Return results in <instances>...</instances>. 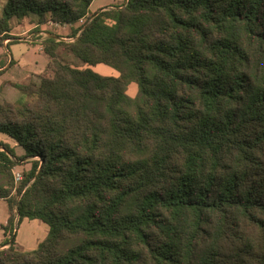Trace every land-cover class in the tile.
Here are the masks:
<instances>
[{"label": "trees", "instance_id": "obj_1", "mask_svg": "<svg viewBox=\"0 0 264 264\" xmlns=\"http://www.w3.org/2000/svg\"><path fill=\"white\" fill-rule=\"evenodd\" d=\"M91 1L4 0L0 46L28 14L73 40L46 37L14 84L31 100L0 101L23 150L0 141V264H264V0ZM23 218L48 226L32 250Z\"/></svg>", "mask_w": 264, "mask_h": 264}, {"label": "rangeland", "instance_id": "obj_2", "mask_svg": "<svg viewBox=\"0 0 264 264\" xmlns=\"http://www.w3.org/2000/svg\"><path fill=\"white\" fill-rule=\"evenodd\" d=\"M3 4H4V0H0V15H1ZM29 19H30V22H29ZM19 23L22 24L23 26H25L26 23L31 24V25L37 24L36 17L32 14H28L27 16H25L24 18H21L20 20L13 18L11 20V30L14 34L13 35L11 34V36L18 37L19 40L16 42H11L8 45L7 49L0 51V57L3 58V64L8 63L7 59L10 58V56H12L14 59V62L20 60L21 64L24 65L25 69L27 70V72L22 74V73L16 72L11 66L9 69L6 70L5 74L0 78L1 80L5 82V84H7V86H2V89L0 88V100H6V101L13 102V103H21V102L30 101L31 97L22 93L17 88L10 86L9 84L10 81L24 83L29 80H33L36 73L44 68L47 62V58H48L44 51H40L38 49L41 42L39 41L30 42L26 39L25 34L19 35V32L21 31L20 30L21 28H19L18 26ZM31 31L33 33L39 31V26H33L31 28ZM59 52L61 53V56L63 57L65 61L71 64H74V65H77V66L82 65L80 60H78L73 55L65 51H62V48H59ZM90 67L94 71L102 75H111V76L117 75V71L114 68L108 65L102 64V63H98ZM32 73H35V74H32ZM37 80H38V77H35L34 81H37ZM136 91H137L136 84L133 82L130 83L127 88V93L131 96H134L136 94ZM4 137H6L8 140H5ZM0 140L2 142L9 144L11 147H14L12 145V143H14V140L10 138L9 136H7L6 134L1 133V132H0ZM26 160H29V159H24L23 161L19 162L20 163L19 166H15L13 170L14 174L19 173L22 177V171L29 169L30 163L24 162ZM23 234H24V224H22L21 226L20 238L23 237Z\"/></svg>", "mask_w": 264, "mask_h": 264}, {"label": "crops", "instance_id": "obj_3", "mask_svg": "<svg viewBox=\"0 0 264 264\" xmlns=\"http://www.w3.org/2000/svg\"><path fill=\"white\" fill-rule=\"evenodd\" d=\"M125 1L126 0H92L90 5H89V12L90 13H96V12L100 11L101 9L114 8L117 6H122L125 3ZM29 22H30V19H29ZM20 25H22V24H20V23L18 24L19 28H21L19 35H21V34L24 35L26 32L33 33L31 31V28L33 26H39V29L40 28L43 29L42 26L44 25V23L38 24V25L37 24L31 25V24H27V23L25 26H23V25L20 26ZM46 29H47V33H46L45 37H40L43 40L50 35L58 36L59 34H63V35H67V36H63V37H70L71 36V29H70L69 25H67L63 28H50L49 27ZM9 33L12 35L14 34L12 32V30ZM10 39H12V38H9V39L7 38V39L3 40V45L0 46V51L7 49L8 45L11 43V42H8ZM64 40H66V39H64ZM66 41H69V40H66ZM42 45L43 44L41 43L39 48H38L40 51H44V49H40V47ZM7 61H8V63L3 64V58L0 57V78L5 74L6 70L9 69L11 66L16 72H19L22 74L27 72L24 65L21 64L20 60L14 62L13 57L10 56V58H8ZM47 61H48V58H47ZM43 69L36 73V75L34 76V79L43 71ZM32 74H35V73H32ZM15 83H19V82L10 81L9 84H10V86L16 88L14 86ZM24 83H26V82H24ZM2 86H7V84H5V82L0 79V88L1 89H2ZM0 101H6V100H0ZM7 102H10V101H7ZM4 139L8 140L6 137H4ZM12 145L14 146L13 148L15 149L16 154L21 155L23 153V150L19 146L16 145L15 141H14V143H12ZM17 166H19V165H17ZM7 218H8L7 203L4 199H0V242L4 239L3 229L1 227V225L6 223ZM22 224H24V234H23V237L20 238V231H21ZM47 232H48V226L43 221H41L37 218H34V219L23 218L20 221V223L14 229L15 244L23 250H32L38 245V243L40 241H42L45 238V236L47 235Z\"/></svg>", "mask_w": 264, "mask_h": 264}, {"label": "built area", "instance_id": "obj_4", "mask_svg": "<svg viewBox=\"0 0 264 264\" xmlns=\"http://www.w3.org/2000/svg\"><path fill=\"white\" fill-rule=\"evenodd\" d=\"M89 21V19H87L86 16L80 18L79 20V23L81 24H84V23H87ZM68 24L66 23H60V22H55V21H48L45 23V25L43 26V29H39V31H37L36 33H28L26 32L25 35H26V39L30 42H33V41H39L42 43V40L40 37H45L46 33H47V29L46 28H63L65 26H67ZM70 26V25H69ZM63 36H67V35H63V34H59L58 37L59 39H66V40H73V37H63ZM25 39V40H26ZM40 49H43V45L40 47ZM14 178L16 181L18 180H21V175L19 173H15L14 174Z\"/></svg>", "mask_w": 264, "mask_h": 264}, {"label": "water", "instance_id": "obj_5", "mask_svg": "<svg viewBox=\"0 0 264 264\" xmlns=\"http://www.w3.org/2000/svg\"><path fill=\"white\" fill-rule=\"evenodd\" d=\"M50 36L59 39L58 36H55V35H50ZM23 160H24V159H22L21 161H23Z\"/></svg>", "mask_w": 264, "mask_h": 264}]
</instances>
